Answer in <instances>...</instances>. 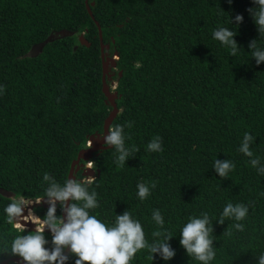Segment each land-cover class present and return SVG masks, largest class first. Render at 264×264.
I'll return each mask as SVG.
<instances>
[{"label": "trees", "instance_id": "obj_1", "mask_svg": "<svg viewBox=\"0 0 264 264\" xmlns=\"http://www.w3.org/2000/svg\"><path fill=\"white\" fill-rule=\"evenodd\" d=\"M91 2L93 17L84 0H0V189L12 194L0 193V263L19 258L4 250L22 234L7 222L4 206L42 198L44 175L62 183L87 140L104 132L111 105L102 92L96 21L102 43L109 45L105 52L118 55L106 75L110 87L115 83L110 90L118 109L109 127H123L130 154L122 166L112 146L91 154L96 180L90 190L97 192L98 207L90 214L110 222L129 211L151 242L158 230L151 213L159 209L175 249L166 264H199L179 245L178 232L188 216L207 212L216 250L210 264H255L264 251V176L237 151L247 131L254 137L253 156L264 163V62L257 65L248 49L252 40L264 45V35L246 11L252 0ZM237 13L243 20L229 24ZM221 24L236 32L235 56L211 38ZM60 29L72 35L29 53ZM80 34L88 47L79 43ZM156 136L162 151H148ZM215 159L234 164L228 176H218ZM86 161L80 160L76 179L85 177ZM139 182L155 184L143 201L136 196ZM227 202L248 206L239 221L243 232L232 228L234 220L217 222ZM32 210L41 218L46 207ZM45 237L50 239L46 230ZM130 264L165 262L155 254L151 260L143 249Z\"/></svg>", "mask_w": 264, "mask_h": 264}, {"label": "clouds", "instance_id": "obj_2", "mask_svg": "<svg viewBox=\"0 0 264 264\" xmlns=\"http://www.w3.org/2000/svg\"><path fill=\"white\" fill-rule=\"evenodd\" d=\"M228 2L231 3V0ZM246 11L258 34L264 35V0H252V6ZM242 20L243 16L237 13L229 18V24L234 22L238 25ZM235 34V30L231 27L221 24L211 31V38L227 48L230 56H235L239 51L234 39ZM248 49L257 65L264 62V45L252 40L248 44ZM113 83L112 87L107 84L112 93L114 92L110 88H114L115 83L114 85ZM2 92L3 86L0 85V93ZM92 138L96 137L89 138L86 142L87 146L92 145L90 144ZM97 138L100 139V136ZM253 141L254 137L249 132H244L237 151L249 158L248 163L256 169L258 175L264 176V163H261L259 156H253L250 148ZM101 142L102 145L114 147L118 153L115 156V162L118 166L124 165L130 149L124 144L123 127L119 124L110 127L106 134L101 135ZM146 147L148 151H162L160 138L154 137ZM135 150L131 149V151ZM89 158H85L87 160L85 164H88L87 170L93 167V164L88 161ZM212 167L218 176L223 178L228 176L234 164L228 159H215ZM43 179L48 181L42 197L47 207L43 216L36 221L38 227L25 231L21 221L28 204L24 199H13L3 208L7 222L12 223L22 233L16 235L4 250L19 257L22 263L18 264H67L70 256L74 257L72 264H85V262L87 264H130L135 254L143 249H147L151 260L155 254L166 264L175 255V249L168 243L173 235H169L164 227L165 221L159 209H153L151 213V220L158 226V230L152 232L153 239L149 242L145 238L141 222L129 211L113 215L110 222L90 214L89 210L98 207L97 192L90 190V186L96 180L94 175H88L83 180L69 177L62 183L52 180L47 174ZM151 187H155V184L137 183V198L143 201L149 196ZM57 205L63 215L57 214ZM247 214L246 204L227 202L217 222H222L225 218L234 220L236 223L232 224V228L243 232L244 224L239 221L244 220ZM45 230L50 234V239L45 237ZM211 232L210 217L207 212H201L198 216L190 215L179 227V245L188 257L195 259L199 264H210L216 256ZM255 264H264V251L257 255Z\"/></svg>", "mask_w": 264, "mask_h": 264}, {"label": "water", "instance_id": "obj_3", "mask_svg": "<svg viewBox=\"0 0 264 264\" xmlns=\"http://www.w3.org/2000/svg\"><path fill=\"white\" fill-rule=\"evenodd\" d=\"M84 3H85V7H86L88 14L91 17H93L92 12H91L90 7H89V5H92L93 3L91 2L89 4L88 0H84ZM95 23H96V26L98 29V37H99V42H100V58H101V68H102V75H101L102 92L106 98V101L111 105V110L109 111V113H108V115L105 118L104 123H103V130H104L103 134L104 133L106 134L107 130L110 128L109 126H110V123H111L113 117L116 115V113L118 111V109L116 107V103H115V93H112L109 91V88H108L107 83H106V75H108L109 67L114 68L116 66V59L118 58V55L116 52L113 54V56L107 55L105 50L108 49L109 45L102 43V35H101L100 26H99L98 22L95 21ZM70 35H72V32L68 31L66 29H60L57 31H53L46 37V39L42 43L35 45L29 51V53H32L33 50L40 51L42 45H44L48 41H51L54 39H59V38H62L65 36H70ZM78 41L81 45H84L87 47L90 45V43L87 42V40L84 38L83 34H80L78 36ZM116 55H117V58H114V56H116ZM108 146H110V145H108ZM103 147H106V146L102 145L101 139L100 140L98 139V140H93V143L91 146H87L86 148L81 149L78 152L76 158L74 160H72V162L70 164V168H69V172H68V178L69 177L75 178L74 174L77 172V170L79 168L78 164L80 163V160L90 157L94 151L99 150L100 148H103ZM92 173H94V170L91 168H89L87 171H82L83 176H85L86 174L90 175ZM0 193L5 195V196H11L12 195L9 191H5L2 189H0ZM29 202H32V204H35V205H43V206L47 207L43 203L42 198L37 199L35 201H29ZM32 204H28V207L26 209L24 217L28 213V211H30V209H31L30 206ZM61 215H63L62 211H61ZM24 217H23L21 223L25 229L32 230V229L37 227L35 222L28 220V219H25ZM9 261L16 262V263H20V262L22 263V260H20L19 258H10L9 260H5V261L1 262L0 264H9Z\"/></svg>", "mask_w": 264, "mask_h": 264}, {"label": "rangeland", "instance_id": "obj_4", "mask_svg": "<svg viewBox=\"0 0 264 264\" xmlns=\"http://www.w3.org/2000/svg\"><path fill=\"white\" fill-rule=\"evenodd\" d=\"M113 85H114V83H113ZM100 139H101V138H100ZM100 139H99V140H100ZM91 140H92V141H90V144L93 143V140H98V138H92ZM83 167H84V170L87 171L86 167H88V164H85ZM90 175H94V173H92V174H90ZM87 176H88V175L86 174L85 177H84L83 179H85ZM25 201H26L28 204H32V202H29V200H25ZM34 205H35V204H32V205L30 206L31 209H30V211H28V213H27L26 215H29V216L34 215V216H36V215L34 214L33 210H32V207H33ZM26 215H25V216H26ZM36 217H37V216H36ZM37 218H38V217H37ZM38 219H39V218H38ZM46 231H47V230H46Z\"/></svg>", "mask_w": 264, "mask_h": 264}, {"label": "bare ground", "instance_id": "obj_5", "mask_svg": "<svg viewBox=\"0 0 264 264\" xmlns=\"http://www.w3.org/2000/svg\"><path fill=\"white\" fill-rule=\"evenodd\" d=\"M24 218H25V219H28V220H31V221H33V222H35V223H36V221L38 220V218H37L36 216H34V215H31V216L26 215ZM36 226L38 227L39 225L36 223Z\"/></svg>", "mask_w": 264, "mask_h": 264}, {"label": "built area", "instance_id": "obj_6", "mask_svg": "<svg viewBox=\"0 0 264 264\" xmlns=\"http://www.w3.org/2000/svg\"><path fill=\"white\" fill-rule=\"evenodd\" d=\"M100 138H101V136H100Z\"/></svg>", "mask_w": 264, "mask_h": 264}]
</instances>
